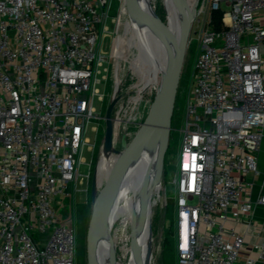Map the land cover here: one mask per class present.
<instances>
[{"label": "built area", "instance_id": "obj_1", "mask_svg": "<svg viewBox=\"0 0 264 264\" xmlns=\"http://www.w3.org/2000/svg\"><path fill=\"white\" fill-rule=\"evenodd\" d=\"M115 2L125 7L126 0H0V264H77L75 220L68 225L58 208L90 179L81 174L92 167L83 152L95 147L91 122H105L96 102L105 100L104 40L120 29V20L114 32L109 26ZM199 2L173 180L177 264H264V224L255 217L264 195L254 202L247 182L259 173L264 142V0ZM117 99L113 124L134 122L141 97ZM118 139L114 129V150Z\"/></svg>", "mask_w": 264, "mask_h": 264}, {"label": "rangeland", "instance_id": "obj_2", "mask_svg": "<svg viewBox=\"0 0 264 264\" xmlns=\"http://www.w3.org/2000/svg\"><path fill=\"white\" fill-rule=\"evenodd\" d=\"M151 4L156 10L162 9L164 15V22L169 24V29L174 35L173 27L169 18V6L167 0H151ZM112 16H114V22H109L110 30L114 32L117 22L120 20V29L118 32L104 40V51L108 57V63L105 64L108 73L107 79L104 85L100 87L103 94H105V100L101 104L96 102V108L98 114L102 116L106 115L107 109L111 104L113 96L116 99L119 97H141L140 112L134 122H131L127 126V133H122L119 136L115 150L124 151L121 147V140L124 135L127 136V142L130 144L134 138L138 135L142 123L145 121L151 105L154 101L155 91L158 88L160 81H162V75L167 62V53L165 47L160 42L159 37L156 35L158 41L157 47H155L156 55L159 61V72L153 85L143 92V94L137 90L142 86V82L134 70V64L136 58L141 50L143 41V34L141 31L140 18L136 13L132 11L127 5L123 9H120V3H114ZM139 18V19H138ZM196 26L193 25L191 30V44H189L186 54V60L184 63L183 73L178 91V97L176 101L175 113L172 121V130L169 137L168 148L165 155L163 174L161 183L167 187L168 198L165 197V193L158 192V179L155 184L152 199L153 208V239L152 248L150 254V264H177L176 253V214L174 197L176 196L175 185H173L174 175L177 171L179 149L181 145L180 133L178 130L182 127V116L185 111L186 98L190 89L192 72L194 68V62L198 53V42L195 40L194 31ZM190 43V42H189ZM118 85V90L115 94V86ZM99 127V133L97 135L92 128ZM106 123L99 121H92L89 127V133L87 139L90 145H95L93 152L88 151V147H85L83 152V158L87 164H91V169L87 166L81 167V174L87 176L90 174L88 181L78 183L70 196L60 199L62 206H59L58 213L62 215L64 221L68 225H74L78 235V247H77V264H90V249L89 239L93 232L92 215L94 200L92 199V189L94 179H96L97 195L101 191L102 187L106 184V180L111 176L117 166L116 161L109 159L102 148V144L105 137ZM130 134V135H128ZM96 139V140H95ZM119 157V155H115ZM93 158V159H92ZM154 168H156L157 157H152ZM154 169V171H155ZM98 178V180H97ZM156 189V190H155ZM141 212L139 207L137 210L138 218ZM117 221L114 227H112V240L115 246V260L127 263L131 256L128 251L133 245V240H136V229L138 224V218L135 224L129 222H123V216L117 214ZM134 227V230L132 229ZM92 245V240H91Z\"/></svg>", "mask_w": 264, "mask_h": 264}, {"label": "water", "instance_id": "obj_3", "mask_svg": "<svg viewBox=\"0 0 264 264\" xmlns=\"http://www.w3.org/2000/svg\"><path fill=\"white\" fill-rule=\"evenodd\" d=\"M192 5L191 13H189L183 22L179 32V38L176 39L169 29V24H166L157 11L151 4V0H126V5L134 11L137 17L146 20L152 27L156 35L163 41L167 53V69L163 74L162 81L158 92L154 97L149 113L142 123L138 135L129 144L127 137L124 135L121 140V147L124 151L113 149L114 140V124L113 112L118 99L112 101L109 105L105 123L106 131L104 137V148L107 152H114L119 155V162L111 176L106 180V184L102 187L97 195L96 179H94L92 189V199L94 200L92 225L93 232L89 239L90 264H92V249L91 240L96 238L99 242L105 239L104 248L110 254V264L115 263L114 250L115 246L111 239V228L106 216L107 208L110 201L118 189L124 182L129 170L131 169L135 159L139 154L144 156L147 154L145 149L151 144H158L159 140L162 143L161 152L157 156L155 173L158 182L161 181L163 174V165L166 151L168 148L169 137L171 136L172 121L176 108L179 86L183 73L184 63L186 60L187 49L190 40L192 25L195 20L196 10L199 6V0H195ZM138 18V19H139ZM153 168L148 167L142 180V192L145 198L151 194L150 183ZM148 218V219H147ZM147 221L148 227V245L145 254V264H150V254L153 239V208H149L146 204L143 213V218ZM147 219V220H146ZM134 230V227L132 228ZM137 241L133 240V246ZM103 245V244H102ZM139 262V261H138ZM140 263V262H139Z\"/></svg>", "mask_w": 264, "mask_h": 264}, {"label": "bare ground", "instance_id": "obj_4", "mask_svg": "<svg viewBox=\"0 0 264 264\" xmlns=\"http://www.w3.org/2000/svg\"><path fill=\"white\" fill-rule=\"evenodd\" d=\"M195 0H167L169 6V18L171 26L174 30V37L176 39L179 38V32L185 20V17L191 13L192 5ZM141 31L143 34V41L141 45V50L136 58L134 64V70L137 73L138 77L142 82V86L137 90L143 94V92H147V90L153 85L156 80V77L159 72V61L156 55L155 47L158 45V41L156 39L155 32L153 31L151 25L144 19L140 18ZM160 39V38H159ZM160 42L163 44V41L160 39ZM165 47V46H164ZM166 50V49H165ZM167 69V62L165 64V68L163 71ZM163 76V75H162ZM161 85V81L156 89V93L158 92ZM147 89V90H146ZM155 93V95H156ZM140 94V93H139ZM140 94V95H142ZM155 97V96H154ZM140 98V97H139ZM140 99H137L139 101ZM136 101V100H135ZM129 126L128 123H115V142L116 139L127 129ZM162 143L159 140L158 144L153 143L150 144L145 151L147 154L144 156L142 153L137 156L135 162L133 163L131 169L129 170L126 179L122 184L118 187L116 192L114 193L110 204L107 208L106 216H108V221L111 228V239H112V227L115 226L117 221V214H121L123 218V222H129L130 224H135L138 214L137 210L141 205V212L138 218V224L136 229V240L137 243L135 246H132L128 251L131 253L129 261L127 263L122 260L116 261L114 264H145V254L148 245V227L147 221L144 222L143 213L145 210L146 204L149 208H152V199H153V191L155 188V184L157 181V176L154 171V164L152 157L155 158L158 156L159 152H161ZM106 155L109 156V159L112 161H116L118 163L120 157H115L114 154L106 152ZM148 167L153 168L151 183H150V191L151 194L148 198H145L142 192V180L143 176ZM98 180V178H97ZM148 219V218H147ZM146 219V220H147ZM106 240L102 239L100 242L96 239H92V264H110V259L107 250L104 248V242ZM103 244V245H102ZM140 263H139V262Z\"/></svg>", "mask_w": 264, "mask_h": 264}, {"label": "crops", "instance_id": "obj_5", "mask_svg": "<svg viewBox=\"0 0 264 264\" xmlns=\"http://www.w3.org/2000/svg\"><path fill=\"white\" fill-rule=\"evenodd\" d=\"M258 170H259L258 175L251 173L247 177V182L251 184L250 194L254 202H256L261 196L264 195V142L262 145V149L258 154ZM255 217L260 223L264 224L263 206L261 205L256 206ZM242 231L244 232L245 229H242ZM246 240L249 243L256 241L253 229L247 232Z\"/></svg>", "mask_w": 264, "mask_h": 264}, {"label": "trees", "instance_id": "obj_6", "mask_svg": "<svg viewBox=\"0 0 264 264\" xmlns=\"http://www.w3.org/2000/svg\"><path fill=\"white\" fill-rule=\"evenodd\" d=\"M162 9H156V11H157V13H158V15L161 17V19L164 21V15H163V12L161 11ZM221 18H222V13H220V12H215L214 14H213V24H214V28L216 29V30H220L221 28H222V22H221ZM124 133H127V129L124 131ZM128 135H130V134H128ZM120 160V159H119ZM119 162V161H118ZM174 205H175V203H174ZM140 208H142L141 207V205L139 206Z\"/></svg>", "mask_w": 264, "mask_h": 264}]
</instances>
